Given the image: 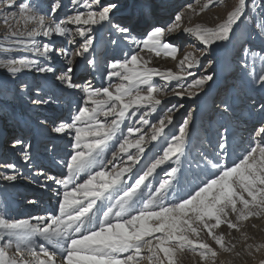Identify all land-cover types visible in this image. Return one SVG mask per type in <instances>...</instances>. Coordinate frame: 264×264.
<instances>
[{"label":"snow or ice","instance_id":"1","mask_svg":"<svg viewBox=\"0 0 264 264\" xmlns=\"http://www.w3.org/2000/svg\"><path fill=\"white\" fill-rule=\"evenodd\" d=\"M212 3L213 0H208L203 9H207ZM70 6L72 14L57 20L55 14L61 8L60 0L51 4L50 14L47 15L38 5L30 2L0 0V19L9 27L3 40L37 57L0 59V68L6 69L12 77H17L25 69L55 75L57 69L50 66V62L53 56L60 57L66 67L59 69L60 75L55 76V79L66 88L78 89L83 93V105L72 116L71 122L62 121L51 128L56 134L74 133L72 152L64 162L68 175L63 179L45 177L63 189L62 192H56L59 197L58 214L34 217L36 223L0 216V264H178V254L186 250L196 252L201 261L212 260L215 264L217 252L201 238V233L206 232L207 237L221 250L230 252L234 245L227 246L223 234H216L214 229L226 224L229 229L239 230V222L264 214V127L256 131L261 142L246 150L242 158L232 166L205 156V166L210 165L216 170L212 178L203 182L187 198L168 205H157V200H162L166 195L171 186L170 179L160 181L159 186L150 192V198L143 203L142 208L134 209V197L142 191V185L151 187L145 181L165 162L175 157L177 164L181 163V157L187 152L192 112L188 113V117L179 126L178 134L172 135L167 141L162 155L147 166L135 182L123 190L122 195L115 198L113 192L121 190L120 185L126 174L132 172V166L145 153V145L149 140L156 141L164 135L165 127L172 124L173 117L162 116L158 124L151 126L148 139L143 134L134 140L130 139L140 133L141 129L129 126L128 135L120 139L117 150L112 151L111 160H106L105 152L109 149V142L121 131V123L126 117L135 116L142 107L154 112L162 104L158 94L163 92V88L153 83L154 75L170 82L179 81L184 75L191 74L174 73L171 69L160 71L150 67L151 60L140 54L147 51L156 57L163 54L176 59L180 49L167 42V37L171 34L183 31L204 46L199 55L191 51L185 52L179 61L180 66L189 69L194 66L204 67L207 71L213 68V61L209 59L207 65H202V58H207L212 46L230 44L237 48V64L240 69L251 83L264 90V0H260V3H255L254 0L251 12L259 10L255 19L246 10V0H236L226 18L215 26L195 24L182 27L183 17L177 13L174 20L165 27L150 26L142 40L131 36V28L113 23L112 13L118 7L115 3L70 0ZM80 7L86 10L79 11ZM188 7L191 8V5ZM105 22L126 42L137 45L139 51H134L124 60L109 61L107 78L111 80L118 77L119 83L99 88H94L87 82L83 85L74 83V58L84 57L89 66H95L94 59H88L85 53L93 48L95 38L92 33L95 26L103 27ZM241 24L245 28L238 33L237 29ZM41 36L63 37L68 46H79L71 49L54 46L51 42L41 46L36 39ZM76 36L83 42L79 43ZM111 42L113 45L118 43L117 40ZM3 51L12 52L13 48H3ZM212 79V75L205 74L194 79L191 87L203 89ZM27 88L28 85L21 83V91ZM41 90L40 85H36V97L31 100L33 105L49 103L40 94ZM172 91L176 96L185 95L184 91ZM186 94L191 98L198 93L189 91ZM224 108L227 111L228 105L225 104ZM171 110L168 109V112ZM260 110L264 112V104H261ZM147 114L140 116V123L149 124ZM100 117H104V120ZM227 134V128L222 133L218 132V147L225 158L228 149ZM22 144L23 141L19 139L12 141L13 148ZM30 147L31 145H24L22 153L24 162L29 166ZM132 148L137 150L136 155L129 151ZM124 154L127 161L123 165H116L115 161ZM108 165H113L111 170H108ZM4 167L14 173L16 165L8 163ZM178 171V168H172L166 176L171 178ZM82 173H86L87 178L79 182ZM38 175L43 176L44 173L40 172ZM0 179L15 181L18 176L4 174ZM105 199H115V202L111 203L103 217H99L93 210L98 201ZM113 214L115 219L112 218ZM230 215H235L236 222L229 218ZM38 240L45 243H38ZM259 247L264 245L258 246V249Z\"/></svg>","mask_w":264,"mask_h":264},{"label":"rangeland","instance_id":"2","mask_svg":"<svg viewBox=\"0 0 264 264\" xmlns=\"http://www.w3.org/2000/svg\"><path fill=\"white\" fill-rule=\"evenodd\" d=\"M246 1V10L250 11L249 7L254 4V0ZM20 2L38 5L47 15L50 14L51 4L55 0H17V3ZM233 2L235 1L221 0L216 5L203 9L196 5V0L177 2L176 0H102L103 4H117L118 7L112 13L113 23L131 28V36L138 40L145 38L147 30L152 25L167 26L174 20L177 13L183 17L182 27L195 24L215 26L226 18L227 12L235 5ZM60 4L61 8L55 14L57 20L72 14L70 0H60ZM189 5L191 8L188 7ZM85 10L80 7L79 11ZM251 16L253 19L257 18V16ZM69 27L74 26L69 25ZM244 28L245 25L241 24L237 32H242ZM8 31V25L0 19V40L3 42L0 43V59L21 57L37 59L31 53L4 41L3 37ZM92 35L95 38L93 48L85 53V56L88 59H94L95 66H89L84 57H75L72 73L74 83L83 85L87 82L94 88L119 83L118 77H113L111 80L107 78L108 63L112 60H124L134 51L138 52L137 45H129L107 22L103 27L95 26ZM36 39L41 46L48 42L54 46L71 49L79 46V44L68 46L64 38L58 36L51 38L41 36ZM75 39L79 43L83 42L77 37ZM112 40H117L118 43L113 45ZM167 42L180 49L176 59L163 54L156 57L147 51L140 54L151 60L150 67L160 71L171 69L174 73L191 74L184 75L179 81L170 82L163 80L159 75H154L153 83L163 88V92L158 94L162 104L157 106L154 112H149L148 108L142 107L137 110L135 116H128L121 123V131L117 133L113 141L109 142V149L105 152L106 160L112 159V151L117 150L120 139L128 135L129 126L141 129L140 133L130 139L134 140L141 134L148 139L151 126L158 124L162 116L171 115L173 117L172 124L165 127L164 135L156 141L149 140L145 145V153L141 154L139 162L132 166V172L126 174L123 184L120 185L121 190L113 192V197L122 195L123 190L133 184L135 179L146 170V167L162 155L167 141L172 135L178 134L179 126L188 117V113L192 112L187 152L181 157V163L177 164L173 157L172 160L156 169L153 175L145 181V184L151 187L142 185V191L134 197L136 201L134 209L143 207V203L150 198V192L159 186L162 179H170L171 186L164 198L157 200V205L161 203L168 205L187 198L189 194L197 190L198 186H202L203 182L212 178L216 171L210 165L205 166V156L213 161L232 166L234 162L242 158L246 150L261 142L260 137L258 139L254 137L256 131L264 127V112L260 110L261 104H264V90L251 83L249 77L238 66L237 48L230 44L221 47L213 45L208 51L207 58H202V65H207L209 59L213 61V68L206 71L204 67L194 66L189 69L179 64L185 52L191 51L199 55L200 50L204 48L194 37L179 31L169 35ZM3 48H13V51L5 53ZM40 59L43 63L42 58ZM50 66L57 69L55 75L40 74L34 69L31 71L25 69L17 77H12L6 69L0 68V176L4 174L18 176L15 181L0 179V216L7 219L28 220L36 223L34 217L58 214L59 197L56 192H62L63 189L53 181L46 180L45 177L53 176L63 179L68 175L64 162L72 152L71 143L74 133L56 134L51 131V128L62 121L71 122L72 116L83 105V93L78 89H68L55 79V76L60 75L59 69L66 67L62 58L53 56ZM205 74L212 75L213 79L203 89L191 87L194 79ZM21 83L28 85V88L21 91ZM36 85H40L42 89L40 94L49 103L41 105L31 103V100L36 97ZM173 89L184 91L185 95L176 96L173 94ZM189 91H196L198 94L189 98L186 94ZM225 104L228 105L227 111L224 108ZM168 109H172L171 112H168ZM145 113H148L146 119L149 124L147 125L139 122L140 116ZM100 119L103 121L104 117ZM41 121H46V123L42 124ZM224 128L228 129L226 158L223 157L218 147V132L222 133ZM14 139L22 140L23 144L13 148ZM24 145H31L28 149L31 166L26 164L21 157ZM129 151L133 155L137 154L135 148ZM126 161L127 156L124 154L115 161V164L123 165ZM8 163L16 165L14 173L4 167ZM112 167L113 165L107 166L108 170ZM172 168H178L179 171L169 178L166 173ZM40 172L44 175H38ZM86 178L87 174L82 173L79 182ZM114 202L115 199L98 201L93 211L97 216L103 217V213ZM112 218L115 219L114 214ZM229 218L236 222L235 215H230ZM239 225V230L229 229L226 224L214 229L216 234H223L227 246L234 245L230 252L221 250L211 238L207 237L206 232L201 233V238L217 252L215 264H261V261H264V247L258 249V246L264 245V214L259 217H250L246 221L239 222ZM37 242L45 243L40 240ZM178 264H213V262L212 260L201 261L196 252L186 250L178 254Z\"/></svg>","mask_w":264,"mask_h":264},{"label":"bare ground","instance_id":"3","mask_svg":"<svg viewBox=\"0 0 264 264\" xmlns=\"http://www.w3.org/2000/svg\"><path fill=\"white\" fill-rule=\"evenodd\" d=\"M177 1H180V0H176V2ZM197 1V3H196V5L198 6V7H200V8H203V5L205 4V3H207L208 2V0H196ZM219 1H221V0H213V3L208 7V8H210V7H212L213 5H216L217 3H219ZM226 1H231V0H225V2ZM235 2H233V3H235L236 4V0H234ZM182 2V1H181ZM247 2V1H246ZM255 3H260V0H255ZM152 7H154V5H152ZM254 7V4L253 5H251V7H249V9H250V11H248L249 13H251V15H253V16H258V12H259V10H257V12H251V9ZM78 10H80V8L78 9ZM257 14V15H256ZM77 38H79L80 40H82L79 36H76ZM0 43H3L1 40H0ZM128 44L129 45H132L131 43H129L128 42ZM77 45V44H76ZM75 45V46H76ZM135 47V46H134ZM5 54V53H4ZM2 58H3V55H2ZM254 138H257L258 139V137L257 136H255ZM22 157V156H21ZM48 181H51V180H48Z\"/></svg>","mask_w":264,"mask_h":264}]
</instances>
